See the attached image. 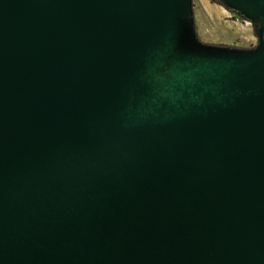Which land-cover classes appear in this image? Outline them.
Here are the masks:
<instances>
[{
    "label": "water",
    "instance_id": "obj_1",
    "mask_svg": "<svg viewBox=\"0 0 264 264\" xmlns=\"http://www.w3.org/2000/svg\"><path fill=\"white\" fill-rule=\"evenodd\" d=\"M0 0V264H264V0Z\"/></svg>",
    "mask_w": 264,
    "mask_h": 264
},
{
    "label": "rangeland",
    "instance_id": "obj_2",
    "mask_svg": "<svg viewBox=\"0 0 264 264\" xmlns=\"http://www.w3.org/2000/svg\"><path fill=\"white\" fill-rule=\"evenodd\" d=\"M198 38L205 43L250 48L257 43L252 24L217 0H191Z\"/></svg>",
    "mask_w": 264,
    "mask_h": 264
}]
</instances>
